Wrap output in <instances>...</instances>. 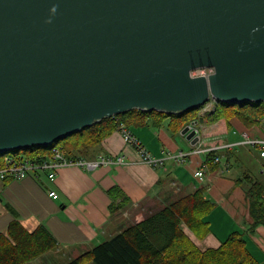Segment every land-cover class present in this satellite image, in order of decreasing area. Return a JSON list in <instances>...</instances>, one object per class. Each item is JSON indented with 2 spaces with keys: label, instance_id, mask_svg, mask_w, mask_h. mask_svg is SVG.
Segmentation results:
<instances>
[{
  "label": "water",
  "instance_id": "water-1",
  "mask_svg": "<svg viewBox=\"0 0 264 264\" xmlns=\"http://www.w3.org/2000/svg\"><path fill=\"white\" fill-rule=\"evenodd\" d=\"M211 99L264 102V0H0L1 153Z\"/></svg>",
  "mask_w": 264,
  "mask_h": 264
},
{
  "label": "crops",
  "instance_id": "crops-1",
  "mask_svg": "<svg viewBox=\"0 0 264 264\" xmlns=\"http://www.w3.org/2000/svg\"><path fill=\"white\" fill-rule=\"evenodd\" d=\"M206 105L198 111L199 120H194L196 123L192 126L197 129L204 149L236 142L242 130L253 131L237 118L230 120L228 129L222 120L210 123L205 115ZM148 120L128 130L143 151L163 159L161 166L145 163L141 152L125 143L121 132L115 130L92 150L88 159L122 155V163L113 162L93 170L64 165L57 169L54 179H49V170L35 169L21 179L0 180V232H5L14 218L27 230L45 224L59 244L53 251L58 259L51 257L54 260L49 261H66L120 230L116 217L108 211L110 197L106 191L114 185L129 199V209L120 214L127 218H133L138 212L141 201L171 200L196 187H204L205 196L215 203L207 217L210 231L203 237H196L184 227L201 250L218 247L234 230L246 231L250 221L244 192L246 181L235 185V179L247 174L264 182V157L242 144L231 150L223 148L214 153L221 155L219 168L211 170L206 159L212 157L213 152L192 154L193 144L180 131L172 132L168 118L156 127ZM179 151L186 154L184 162L174 157ZM250 157L254 160L248 165ZM201 165H205L206 170L202 180H198L193 172ZM49 191H55L57 198H51ZM246 237L252 254L264 264V225L247 232Z\"/></svg>",
  "mask_w": 264,
  "mask_h": 264
},
{
  "label": "trees",
  "instance_id": "trees-1",
  "mask_svg": "<svg viewBox=\"0 0 264 264\" xmlns=\"http://www.w3.org/2000/svg\"><path fill=\"white\" fill-rule=\"evenodd\" d=\"M205 105L181 113L132 109L106 117L50 145L26 148L22 155L5 157L8 152L19 151L16 149L7 153L0 152V169L10 158L14 162L28 161L36 164L38 167L32 170H48L40 166L45 161L53 160L55 150L72 160L89 158L92 150L113 131H120L122 126L129 129L133 125H143L148 119L156 127L168 118L172 132H178L190 122L199 120L198 111ZM205 115L210 123L222 120L227 129L232 118L252 128L259 125L264 117V102L232 104L212 101V107ZM206 162L211 170L219 168L212 157H208ZM30 172L28 170L26 175ZM10 179L6 178L5 181ZM244 179L250 219L247 230L230 232L216 248L199 249L184 230V227L188 228L196 237H203L210 231L207 217L215 203L205 196L204 187H196L175 199L141 201L138 212L133 215V222L63 264H262L252 254L246 234L264 225V182L246 174L235 179V185ZM106 192L110 197L109 214L120 218L123 210L129 209V199L117 185ZM58 245L57 239L45 224L27 230L19 219L14 218L8 223L6 231L0 232V264H26L47 254L53 257V251Z\"/></svg>",
  "mask_w": 264,
  "mask_h": 264
},
{
  "label": "built area",
  "instance_id": "built-area-1",
  "mask_svg": "<svg viewBox=\"0 0 264 264\" xmlns=\"http://www.w3.org/2000/svg\"><path fill=\"white\" fill-rule=\"evenodd\" d=\"M212 72L213 70L211 68H198L196 70L191 71V75L208 76ZM206 106H207V111L210 110L212 107V102L207 103ZM252 130L253 131L251 132H248L247 130L240 131L239 133L240 139L236 142H228L227 144L214 146L207 149L201 147L202 140L199 137V139L192 145V151L190 153L195 154L202 151L207 153L213 152L212 153L213 161L219 163L221 161L220 158L221 155L214 154L216 151L223 148L227 150H231L233 147L242 144L255 149L261 157H264V117L262 118V121L260 122L259 125L252 127ZM120 132L122 134L125 143L133 147H136V149L141 152L142 160L145 163L152 166H161L163 164L162 158H156L150 155L149 153H147L146 151H143V147L141 146L139 141L128 129L122 126ZM174 157L178 158L181 162H184L186 158V154L183 153L182 151H179L177 155H175ZM9 159L10 158L7 159V164L2 169H0V180H4L6 178L21 179L26 176L28 170L30 171L34 169V167H38L36 164L30 163L28 161L14 162L13 160H9ZM122 160H123L122 155H117L116 158L99 157L98 159L80 158V159L72 160V159H68L62 153L55 150L53 160L50 162L45 161L44 163H42L40 167L43 169H48L49 179H54L57 169L64 165H76L80 167H85L88 170H93L99 166L108 165L113 162L122 163ZM205 170H206L205 165H201L200 168L196 169L193 172V176L198 180H202ZM48 194L53 199L57 198V194L55 193V191H49Z\"/></svg>",
  "mask_w": 264,
  "mask_h": 264
},
{
  "label": "rangeland",
  "instance_id": "rangeland-1",
  "mask_svg": "<svg viewBox=\"0 0 264 264\" xmlns=\"http://www.w3.org/2000/svg\"><path fill=\"white\" fill-rule=\"evenodd\" d=\"M211 101V100H210ZM233 132V131H232ZM240 147V146H239ZM248 147V146H247ZM250 147H248V149H249ZM249 151H251L252 153H255L254 151H252L251 150V148L249 149ZM25 153V150L24 149H20L19 151H17L16 153H13V152H8L7 154H5V157L8 155V156H14V155H22V154H24ZM253 158H249L248 160H247V164L248 165H250L252 162H253ZM232 162L233 163H235L236 161L234 160V159H232ZM131 208V207H130ZM131 210H133V209H131ZM134 211V210H133ZM135 212V211H134ZM136 213V212H135ZM127 216V215H126ZM120 217V218H116V221H117V223L119 224V227H120V229H122V228H124V227H126L127 225H129L131 222H133V218H132V216H130V217ZM52 256H49L48 254L47 255H44V256H41V257H39V258H36V259H34V260H32L31 262H29V263H26V264H63L65 261L63 260V261H61V262H57L56 260L55 261H53V262H51V261H49V260H54V259H58V257H56V256H54L53 255V258L54 259H52L51 258Z\"/></svg>",
  "mask_w": 264,
  "mask_h": 264
},
{
  "label": "bare ground",
  "instance_id": "bare-ground-1",
  "mask_svg": "<svg viewBox=\"0 0 264 264\" xmlns=\"http://www.w3.org/2000/svg\"><path fill=\"white\" fill-rule=\"evenodd\" d=\"M257 108H258V107H257ZM260 109H261V106H260ZM260 109H259V110H260ZM127 116H128V115H127ZM124 117H125V116H124ZM119 119H120V118H119ZM119 119H118V120H119ZM125 119H127V117H126ZM114 120H115V119H114ZM121 121H122V120H121ZM115 123H116V122H115ZM118 123H119V122H118ZM124 196H125V195H124Z\"/></svg>",
  "mask_w": 264,
  "mask_h": 264
}]
</instances>
